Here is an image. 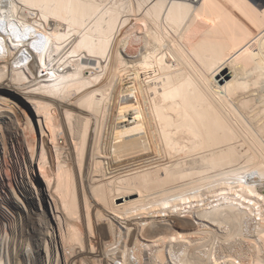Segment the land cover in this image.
<instances>
[{
    "label": "bare ground",
    "instance_id": "obj_1",
    "mask_svg": "<svg viewBox=\"0 0 264 264\" xmlns=\"http://www.w3.org/2000/svg\"><path fill=\"white\" fill-rule=\"evenodd\" d=\"M0 264H264V0H0Z\"/></svg>",
    "mask_w": 264,
    "mask_h": 264
}]
</instances>
